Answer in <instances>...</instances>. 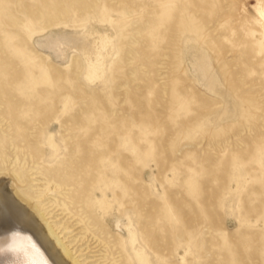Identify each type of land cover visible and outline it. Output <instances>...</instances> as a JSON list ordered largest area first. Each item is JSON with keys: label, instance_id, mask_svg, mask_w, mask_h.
<instances>
[{"label": "rangeland", "instance_id": "obj_1", "mask_svg": "<svg viewBox=\"0 0 264 264\" xmlns=\"http://www.w3.org/2000/svg\"><path fill=\"white\" fill-rule=\"evenodd\" d=\"M0 167L84 264H264V0H0Z\"/></svg>", "mask_w": 264, "mask_h": 264}, {"label": "bare ground", "instance_id": "obj_2", "mask_svg": "<svg viewBox=\"0 0 264 264\" xmlns=\"http://www.w3.org/2000/svg\"><path fill=\"white\" fill-rule=\"evenodd\" d=\"M11 179L0 167V264H84L58 223L37 212L32 198ZM138 259L150 264L144 256Z\"/></svg>", "mask_w": 264, "mask_h": 264}]
</instances>
